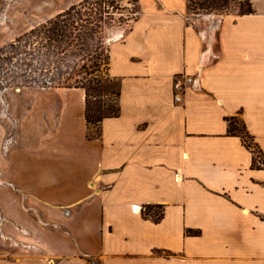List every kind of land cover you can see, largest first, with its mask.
I'll return each mask as SVG.
<instances>
[{"label": "crops", "instance_id": "obj_1", "mask_svg": "<svg viewBox=\"0 0 264 264\" xmlns=\"http://www.w3.org/2000/svg\"><path fill=\"white\" fill-rule=\"evenodd\" d=\"M136 1L108 47L119 114L99 138L79 87L42 93L30 138L0 128V264H264V0L202 16ZM181 73L195 81L175 102Z\"/></svg>", "mask_w": 264, "mask_h": 264}, {"label": "rangeland", "instance_id": "obj_2", "mask_svg": "<svg viewBox=\"0 0 264 264\" xmlns=\"http://www.w3.org/2000/svg\"><path fill=\"white\" fill-rule=\"evenodd\" d=\"M185 2L194 16L239 15L247 0L202 8ZM137 11L136 0H0V128L5 140L31 137L46 103L43 92L107 73L109 44ZM234 118L242 131L241 120ZM246 143L262 161L253 141L246 138ZM1 181L10 182L8 177Z\"/></svg>", "mask_w": 264, "mask_h": 264}, {"label": "trees", "instance_id": "obj_3", "mask_svg": "<svg viewBox=\"0 0 264 264\" xmlns=\"http://www.w3.org/2000/svg\"><path fill=\"white\" fill-rule=\"evenodd\" d=\"M190 5H197L199 8L204 7L205 5H212L219 2L224 4L228 0H188ZM253 11L250 0H247L246 4L240 8L239 15L249 14ZM54 29H57L54 27ZM54 29L51 30L54 33ZM58 31V30H57ZM108 58V56H107ZM108 62L107 59V73L102 76H95L90 80H87L85 83L80 82V84L67 86V87H79L84 90V117L87 128L89 130H94L92 134L93 137H100V122L108 117H115L119 114V95H120V85L119 81L116 78H113L109 75L108 72ZM103 99V100H102ZM228 121V133L231 135H237L242 139L244 145L250 149L253 155V162H255V153L252 151V148L249 144L246 143V138L251 140L248 131L246 130L245 124L241 121L242 131L237 126L235 118H227ZM149 211L154 210L152 219L158 221L163 213L157 211L161 206L147 207ZM187 234L194 233L192 230H187Z\"/></svg>", "mask_w": 264, "mask_h": 264}, {"label": "built area", "instance_id": "obj_4", "mask_svg": "<svg viewBox=\"0 0 264 264\" xmlns=\"http://www.w3.org/2000/svg\"><path fill=\"white\" fill-rule=\"evenodd\" d=\"M195 81V78L189 74L181 73L177 74L173 78L172 90L173 98L175 102H180L188 88H190ZM143 208L138 207V211Z\"/></svg>", "mask_w": 264, "mask_h": 264}, {"label": "bare ground", "instance_id": "obj_5", "mask_svg": "<svg viewBox=\"0 0 264 264\" xmlns=\"http://www.w3.org/2000/svg\"><path fill=\"white\" fill-rule=\"evenodd\" d=\"M135 210L137 211V210H138V208H137V207H135Z\"/></svg>", "mask_w": 264, "mask_h": 264}]
</instances>
